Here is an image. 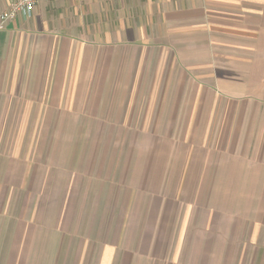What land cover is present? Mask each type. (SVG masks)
<instances>
[{"label":"crops","instance_id":"crops-1","mask_svg":"<svg viewBox=\"0 0 264 264\" xmlns=\"http://www.w3.org/2000/svg\"><path fill=\"white\" fill-rule=\"evenodd\" d=\"M0 264H264V0L8 22Z\"/></svg>","mask_w":264,"mask_h":264},{"label":"built area","instance_id":"built-area-1","mask_svg":"<svg viewBox=\"0 0 264 264\" xmlns=\"http://www.w3.org/2000/svg\"><path fill=\"white\" fill-rule=\"evenodd\" d=\"M46 0H16L9 8L0 14V30L17 16L29 17L36 4Z\"/></svg>","mask_w":264,"mask_h":264}]
</instances>
